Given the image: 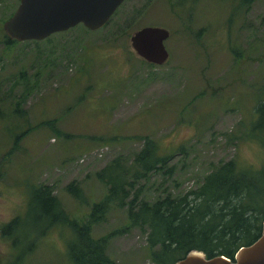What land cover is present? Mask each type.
<instances>
[{"label":"rangeland","instance_id":"1","mask_svg":"<svg viewBox=\"0 0 264 264\" xmlns=\"http://www.w3.org/2000/svg\"><path fill=\"white\" fill-rule=\"evenodd\" d=\"M18 3L0 0V225L23 215L31 188L45 184L70 219L89 226L92 203L106 193L96 172L117 156L131 160L145 136L174 153L175 180L163 185L174 194L223 161L264 170V136L253 139L264 96V0H125L96 31L79 24L6 47L2 24ZM144 26L169 30L165 63L132 49L131 34ZM161 181L150 177L147 199ZM71 182L82 200L67 192ZM49 230L19 246L0 234V264L26 245L19 264H70L72 229ZM90 230L109 236L106 253L117 264H153L126 207L112 206Z\"/></svg>","mask_w":264,"mask_h":264},{"label":"trees","instance_id":"2","mask_svg":"<svg viewBox=\"0 0 264 264\" xmlns=\"http://www.w3.org/2000/svg\"><path fill=\"white\" fill-rule=\"evenodd\" d=\"M2 38L1 44L6 47L17 42L5 33ZM255 114L253 139L259 142L264 136H257L264 132V96L256 105ZM143 142L131 160L117 156L96 172L106 193L103 199L92 203L89 226H80L70 219L52 189L44 184L31 188L23 215L0 225L1 236L19 246L29 234L38 243L51 227L68 226L74 233L66 245L70 264H117L106 253L109 236L95 238L90 230L116 206L126 207L129 225L146 233L153 264H173L190 250L202 251L207 257L223 255L233 259L241 246L259 237L264 219V170L252 173V168H242L234 160L223 161L204 174L194 188L174 194L163 186L170 179L175 180L174 153H161L148 136ZM153 175L162 181L155 188L159 192L147 199L145 184ZM66 190L82 200V190L76 183L68 184ZM41 224L48 226L37 232ZM37 235L42 237L37 240ZM31 249L32 245L20 247L12 264H19Z\"/></svg>","mask_w":264,"mask_h":264},{"label":"water","instance_id":"3","mask_svg":"<svg viewBox=\"0 0 264 264\" xmlns=\"http://www.w3.org/2000/svg\"><path fill=\"white\" fill-rule=\"evenodd\" d=\"M125 0H19L16 9L3 24L9 39L17 42L43 40L79 24L90 31L107 24ZM170 32L163 27L144 26L130 36L134 52L150 64L161 65L169 57L164 41ZM173 264H264V219L259 237L241 246L233 259L223 255L207 257L190 250Z\"/></svg>","mask_w":264,"mask_h":264},{"label":"flooded vegetation","instance_id":"4","mask_svg":"<svg viewBox=\"0 0 264 264\" xmlns=\"http://www.w3.org/2000/svg\"><path fill=\"white\" fill-rule=\"evenodd\" d=\"M116 12V11H115Z\"/></svg>","mask_w":264,"mask_h":264}]
</instances>
